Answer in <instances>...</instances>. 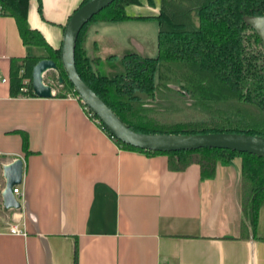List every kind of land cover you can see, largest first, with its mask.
<instances>
[{
	"label": "crops",
	"instance_id": "0c3cea01",
	"mask_svg": "<svg viewBox=\"0 0 264 264\" xmlns=\"http://www.w3.org/2000/svg\"><path fill=\"white\" fill-rule=\"evenodd\" d=\"M83 1L29 0L27 27L59 50ZM161 7L138 0L124 10L129 20L91 24L88 55L100 63L143 56L150 44L153 58L159 26L145 18ZM27 57L49 54L24 45L15 20L0 15V264H264V204L252 232L240 209L239 159L201 180L195 164L172 172L164 155L122 149L75 96H12L11 62ZM16 160L20 208L6 210L3 170ZM16 225L25 236L9 233Z\"/></svg>",
	"mask_w": 264,
	"mask_h": 264
},
{
	"label": "trees",
	"instance_id": "16d2710c",
	"mask_svg": "<svg viewBox=\"0 0 264 264\" xmlns=\"http://www.w3.org/2000/svg\"><path fill=\"white\" fill-rule=\"evenodd\" d=\"M89 0H84L81 6ZM29 0H0V15L16 22L26 46L43 47L47 59L57 65L64 98L74 93L59 62V50H52L42 35L27 27ZM162 0L155 20L159 26L157 55L125 53L117 63L118 72L98 71L100 59L90 60L85 50L86 31L96 22L115 23L130 19L125 8L138 0H115L94 16L80 31L74 49V62L80 79L131 130L143 134L206 135L244 134L264 138V45L248 20L264 18V0ZM181 14L166 7H180ZM178 19L177 21L175 19ZM40 58L12 60L10 93L20 92L22 78H28L27 95L33 96L31 72ZM23 72L20 75V72ZM76 96V94L74 93ZM81 103V102H80ZM83 106V104L81 103ZM85 109V107L83 106ZM182 110L192 113L174 120ZM92 118L95 117L92 115ZM120 148L146 155H164L168 169L180 172L195 164L200 179H211L219 164L241 162L240 209L252 232L257 213L264 204V158L249 153L200 149L174 153L141 151L112 138Z\"/></svg>",
	"mask_w": 264,
	"mask_h": 264
},
{
	"label": "water",
	"instance_id": "95a60500",
	"mask_svg": "<svg viewBox=\"0 0 264 264\" xmlns=\"http://www.w3.org/2000/svg\"><path fill=\"white\" fill-rule=\"evenodd\" d=\"M115 0H89L80 6L68 19L59 49V62L71 84L77 99L96 118L106 132L117 141L129 147L156 153H174L196 151L200 149H218L254 154L264 158V138L244 134H206V135H167L143 134L131 130L100 100L80 79L74 62V49L82 28L97 14L106 9ZM249 26L258 34L264 45V18L248 20ZM57 71L56 63L51 59H42L31 72V87L37 98L48 99L53 96L52 88L43 82V74ZM62 83V80L59 81ZM22 161L16 160L3 170L5 189L2 193V205L6 210H18L19 203L12 189L21 184Z\"/></svg>",
	"mask_w": 264,
	"mask_h": 264
},
{
	"label": "rangeland",
	"instance_id": "374dc122",
	"mask_svg": "<svg viewBox=\"0 0 264 264\" xmlns=\"http://www.w3.org/2000/svg\"><path fill=\"white\" fill-rule=\"evenodd\" d=\"M168 12H172L173 14H181L183 12V8L184 7H166ZM175 19H176V16H174ZM177 21H179L178 19H176ZM148 46V49L146 51V53H143V56H146V57H150V44L147 45ZM155 46L156 44H152V48L155 49ZM86 54L88 56V58L90 60H92L91 56L88 55V52L86 51ZM155 53H153L154 55ZM94 55V53L92 54ZM156 55H154L153 57H155ZM119 66L117 63H113V62H108V61H102L100 63V65L98 66V71L102 74H106V75H109L113 72H118L119 71ZM22 72V71H21ZM22 75V74H21ZM60 74L58 71H47L43 74V82L44 84L50 86L52 88V90H54V94H62V86L60 84ZM25 79H28V78H22V81L25 80ZM22 83V82H21ZM69 95L71 96H75L74 93H69ZM76 97V96H75ZM188 116H192V113H189L188 111H185V110H182L178 115H175V116H171L170 118L171 119H174V120H180V119H185L186 117ZM185 117V118H184ZM238 160V159H237ZM236 160V161H237ZM239 161V160H238Z\"/></svg>",
	"mask_w": 264,
	"mask_h": 264
},
{
	"label": "built area",
	"instance_id": "2783aa9c",
	"mask_svg": "<svg viewBox=\"0 0 264 264\" xmlns=\"http://www.w3.org/2000/svg\"><path fill=\"white\" fill-rule=\"evenodd\" d=\"M22 73L23 72H20V75ZM0 83H2V84L7 83V80L5 78H2L0 76ZM29 83H30V80L29 79H25V80L22 81V87L20 89V92L23 93L24 95H26L28 93V85H29ZM85 110H86V113H87V115H88V117L90 119L94 120L95 122H98L96 120V118L95 119L92 118V114L86 108H85ZM12 194L14 195V197H15V199L17 201L18 196H20L19 189L16 188V187H14L12 189ZM9 233L11 235H15V236H25V232L22 229H20L17 225L10 227Z\"/></svg>",
	"mask_w": 264,
	"mask_h": 264
}]
</instances>
